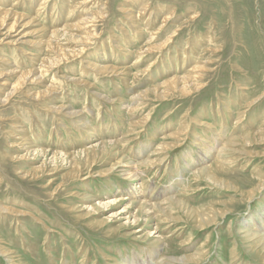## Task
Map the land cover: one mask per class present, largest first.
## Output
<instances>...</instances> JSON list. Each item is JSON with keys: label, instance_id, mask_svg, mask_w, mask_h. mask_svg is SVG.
Returning <instances> with one entry per match:
<instances>
[{"label": "rangeland", "instance_id": "1", "mask_svg": "<svg viewBox=\"0 0 264 264\" xmlns=\"http://www.w3.org/2000/svg\"><path fill=\"white\" fill-rule=\"evenodd\" d=\"M0 10L33 20L12 33L28 43L0 44V264H264V0ZM81 16L84 32L58 42L73 55L81 41L70 37L91 30L86 53L14 90L52 57L44 31ZM196 65L200 89L159 96ZM220 162L213 183L202 170Z\"/></svg>", "mask_w": 264, "mask_h": 264}, {"label": "bare ground", "instance_id": "2", "mask_svg": "<svg viewBox=\"0 0 264 264\" xmlns=\"http://www.w3.org/2000/svg\"><path fill=\"white\" fill-rule=\"evenodd\" d=\"M42 1V0H41ZM47 1V0H45ZM131 1V0H130ZM135 1V0H134ZM139 1V0H138ZM70 2V1H69ZM83 2V1H82ZM85 2V1H84ZM87 2V1H86ZM128 2V1H127ZM44 3V2H43ZM41 3V4H43ZM48 2L44 3L45 5H47ZM23 4V3H22ZM40 4V5H41ZM79 5H81V3H78ZM78 5V7H79ZM147 5V3H146ZM42 6V5H41ZM100 7H102L101 5H99ZM145 6V5H144ZM73 7V6H72ZM81 7V6H80ZM88 7V6H87ZM44 8V7H43ZM77 8V5L76 7ZM74 8V9H75ZM80 9V8H79ZM102 9V8H100ZM141 9V8H140ZM139 9V10H140ZM142 9H145V8H142ZM147 9V8H146ZM71 10V9H70ZM73 10V9H72ZM76 10V9H75ZM99 11V10H98ZM97 11V12H98ZM129 11V10H128ZM142 11V10H141ZM145 11V10H143ZM151 11V9H150ZM72 12V11H71ZM78 12V11H77ZM82 12V11H81ZM90 12V11H89ZM93 12V11H92ZM18 13V12H17ZM17 13H14V12H11L9 10H0V44L1 43H4L6 40H9L7 42H5L6 44H14V43H17V44H26L28 43V35L25 33L21 34V33H18L16 35H12V33L19 27L20 23H24L23 26H27V25H30V23L33 22V20H27L26 22L23 21V19L25 18L24 15L22 14H17ZM70 13V12H69ZM100 13V12H99ZM131 13V12H130ZM141 14H143L142 12H140ZM87 14V13H86ZM93 14V13H92ZM97 14V13H95ZM108 14V13H107ZM149 14V13H147ZM85 15V14H84ZM100 15V14H99ZM133 15V14H132ZM69 16V14H68ZM92 16V15H91ZM90 16V17H91ZM94 16V14H93ZM96 16V15H95ZM127 16L129 17V14H127ZM149 16V15H148ZM167 16V15H166ZM24 17V18H23ZM82 18H85L83 16H81ZM80 17V19H81ZM106 17V16H105ZM150 17V16H149ZM170 17V16H169ZM97 18V17H96ZM131 19V17H129ZM168 18V17H166ZM171 18V17H170ZM90 19V18H89ZM88 18H85L84 20L81 19V21L77 22V24L75 23L74 25L71 24V27L70 28H62L61 30H54L52 32H48V31H44V34H45V37L46 39L45 40H42L40 41V47H45V50L47 49V51L51 54H48L52 57H42L43 58V61H42V64L40 63V67L36 68V69H31V70H28V71H25V72H22L21 73V77L20 79L18 80V82L13 86L14 87V90H18L20 89L22 86H24V83L31 81V83H35V81H40L41 79V76L43 75L44 72L46 71H49L50 69H52L53 67H55L56 65H59L61 64L62 61L66 60L67 57L69 55L71 56H74V57H80L82 56V54L86 53V47L85 45H88L89 44V40L90 38L89 37H93L95 34L93 33V31L91 32V30H88L90 31V33L88 32H85V33H82L84 34L82 36V38L80 39H77L75 38L74 36H71L70 38L73 39V40H80V44L78 45V51L75 52V54H71L69 52H67L64 48H62L61 46H59V42H58V38L59 36L62 34V33H65V31H67V29H70V30H74V31H80V32H84V30L88 27V21H89ZM93 20V18H91ZM98 19V18H97ZM101 19H103V15L101 17ZM147 19V18H146ZM155 20V19H154ZM173 20V19H172ZM94 21V20H93ZM107 21V20H106ZM97 22V21H95ZM151 22V21H150ZM164 22V21H163ZM90 23V21H89ZM92 23V22H91ZM122 23V22H121ZM133 23V22H132ZM145 24V23H144ZM163 24V23H161ZM68 25L70 26V24L68 23ZM95 25V24H94ZM87 26V27H86ZM161 27V26H160ZM158 27V28H160ZM92 28V27H91ZM165 28V27H164ZM161 29V28H160ZM159 29V30H160ZM166 29V28H165ZM158 30V29H157ZM158 30V31H159ZM162 31V30H161ZM160 31V32H161ZM172 37V36H171ZM210 39V38H209ZM127 42V41H126ZM165 44V43H164ZM165 46V45H163ZM162 46V47H163ZM154 49L152 48L151 46L149 47V49ZM156 48H158L156 46ZM97 49V48H96ZM214 49V48H213ZM218 49V47L216 48ZM156 51V50H155ZM154 52V51H153ZM79 55V56H78ZM78 59V58H77ZM154 61H156V59H154ZM75 63V62H74ZM155 63V62H154ZM193 63V62H192ZM197 63V62H196ZM203 64V63H202ZM39 65V64H38ZM92 65V64H91ZM93 68H95L94 66H97L96 64H93L92 65ZM104 66H107V65H104ZM197 66V65H196ZM204 66V65H203ZM112 67V66H111ZM194 68V66H192ZM206 67V66H205ZM208 67V66H207ZM150 68V67H149ZM192 68V69H193ZM210 69V68H209ZM89 70V69H88ZM100 70V69H99ZM190 70V69H189ZM212 70V68L210 69ZM101 71L103 73H115V72H118V70L116 68H109L108 66L107 67H101ZM203 67H198L195 69V71L193 72L192 71V74L191 75H186V76H178V77H170L172 79H169L168 81L166 80L164 83H163V87H164V90L163 92L159 95L161 97H169L168 95H170L169 93L170 92H173L177 89H181V92H190V88H194L196 90L200 89V87L202 86V84L200 83V81H202L201 79L204 77V75L206 74H203ZM209 71V70H208ZM41 74V75H38V74ZM190 74V73H189ZM212 74V73H211ZM209 75V74H208ZM207 75V77H208ZM176 76V75H174ZM0 78H1V74H0ZM207 79V78H206ZM205 81V80H204ZM208 81V79H207ZM43 82V81H41ZM203 83V82H202ZM160 84V83H159ZM205 86V85H204ZM3 90V89H2ZM14 92V91H13ZM52 92V90L49 88L46 90L45 93H50ZM157 92V91H156ZM44 93V94H45ZM9 96H11V94H9ZM39 97V96H38ZM39 100V99H38ZM103 102V101H102ZM134 103V102H133ZM57 110H61L63 109V107H59V108H56ZM55 115V114H53ZM55 118V117H54ZM35 123V122H34ZM39 124V123H38ZM74 127V126H73ZM99 127V126H98ZM19 129V128H18ZM83 130V128H82ZM184 130V128H183ZM187 130V129H186ZM50 133V132H49ZM261 136V135H260ZM200 138V137H199ZM254 138H257V135L254 136ZM207 140V139H206ZM199 142V141H198ZM197 144V143H195ZM199 144V143H198ZM178 145V144H177ZM231 146V144H230ZM183 149V148H182ZM208 149V148H207ZM225 149V147H224ZM223 148L220 149L219 151H222L224 150ZM136 151V150H135ZM207 151V150H206ZM190 158V157H189ZM227 159V158H226ZM194 160V159H193ZM223 161V160H221ZM120 162V161H119ZM118 162V163H119ZM165 162V161H164ZM122 163V162H121ZM219 163V162H217ZM221 164H218V165H211L210 166H206L205 169H203L202 171H207L208 174H209V177L214 181L213 183L217 182V179H218V176L217 175H214V174H211V171L210 170H215L217 172V174H222L224 171H223V165H222V162H220ZM227 163V162H226ZM225 163V164H226ZM191 164V163H190ZM202 164V163H201ZM228 164V163H227ZM225 166V165H224ZM225 170V169H224ZM201 171V170H200ZM217 184V183H216ZM219 184V183H218ZM221 185V184H220ZM137 191V190H136ZM168 191V190H167ZM137 194V193H136ZM139 195V194H138ZM137 195V196H138ZM139 204H146V201L142 200V201H137ZM148 203V202H147ZM149 208L147 209V212L148 213H151L152 212V207L154 206V204H150L148 205ZM205 215V214H204ZM204 217V216H203ZM205 220V219H203ZM210 220V219H208ZM212 221V220H211ZM214 221V220H213ZM210 223V222H209ZM253 224V223H252ZM211 225V224H210ZM209 226V225H208ZM202 228V227H201ZM149 233V232H148ZM247 235L249 237H255V233L251 232V233H247ZM259 236H263L262 238H264V235H259ZM65 251V250H64ZM12 261V260H11ZM133 261V260H132ZM11 263V262H10Z\"/></svg>", "mask_w": 264, "mask_h": 264}]
</instances>
